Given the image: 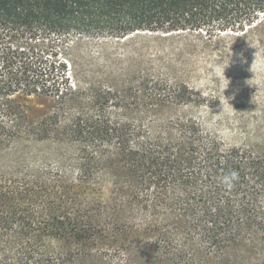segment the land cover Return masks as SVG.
Masks as SVG:
<instances>
[{"label": "trees", "instance_id": "obj_1", "mask_svg": "<svg viewBox=\"0 0 264 264\" xmlns=\"http://www.w3.org/2000/svg\"><path fill=\"white\" fill-rule=\"evenodd\" d=\"M263 16L264 0H0V264H264V99L244 96L241 143L193 113L220 101L193 81L223 35L264 56ZM57 40L65 62L38 48Z\"/></svg>", "mask_w": 264, "mask_h": 264}, {"label": "rangeland", "instance_id": "obj_2", "mask_svg": "<svg viewBox=\"0 0 264 264\" xmlns=\"http://www.w3.org/2000/svg\"><path fill=\"white\" fill-rule=\"evenodd\" d=\"M251 31L252 36L250 37H264V16L251 28ZM245 41L244 34L223 35L218 43L228 45L231 49L223 58L225 59L231 54L228 67L224 69L223 60L222 62H214L209 76H201L193 81L195 88L220 97L218 102L210 101L199 108H193V113L206 128L222 134L229 141L237 143L244 142L246 139L242 127L245 117L258 114L256 109L250 111L249 107L247 110L244 108L242 104L244 96L250 95L252 101L264 99V56L261 50L251 42L243 45L242 50H238L236 45L243 44ZM87 42L97 43L98 41L94 39ZM38 43H40L37 44L38 48L43 49L44 55L50 60L65 62L70 59L73 52V49L68 48L67 44L59 40ZM216 73L220 76H226L223 83L217 79ZM30 103V112L33 115V97ZM43 109V105L39 106L34 103V112L38 113ZM253 123L254 120L251 125Z\"/></svg>", "mask_w": 264, "mask_h": 264}, {"label": "clouds", "instance_id": "obj_3", "mask_svg": "<svg viewBox=\"0 0 264 264\" xmlns=\"http://www.w3.org/2000/svg\"><path fill=\"white\" fill-rule=\"evenodd\" d=\"M230 55H231V54H230ZM230 55H229L227 58L223 59L222 64L224 65V69H226V67H228V65H229V63H230V59H229ZM216 75H217V79H218L221 83H223L224 80L226 79V76H220L218 73H216ZM248 83H250V82L248 81ZM224 90H225V89H224ZM232 176L235 177V173H233Z\"/></svg>", "mask_w": 264, "mask_h": 264}]
</instances>
